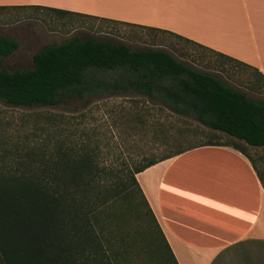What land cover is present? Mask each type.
Masks as SVG:
<instances>
[{"label": "trees", "instance_id": "obj_1", "mask_svg": "<svg viewBox=\"0 0 264 264\" xmlns=\"http://www.w3.org/2000/svg\"><path fill=\"white\" fill-rule=\"evenodd\" d=\"M32 8L47 11L57 20L91 18L146 30L156 37L169 35L217 57L222 72L230 63L264 81L259 69L167 30ZM18 48L16 40L0 34V57H9ZM33 60L30 70L0 69V101L23 108H57L74 101L88 107L107 95H137L139 100L130 109L138 110L137 119L143 124L155 118L156 110L194 119L247 147L264 148V100L235 89L217 73L199 70L167 49L135 50L124 43L74 37L44 47ZM61 123V115L52 113L46 117L41 144L0 149V264H125L127 250L121 253L116 247L114 230L124 200L131 209L137 206L133 189L156 229L154 242L165 247L163 257L178 264L136 176L196 147H234L251 160L264 186L249 152L235 143L177 149L160 159L129 166L121 174L111 170L107 178L93 149L72 144L69 137L61 139Z\"/></svg>", "mask_w": 264, "mask_h": 264}, {"label": "crops", "instance_id": "obj_2", "mask_svg": "<svg viewBox=\"0 0 264 264\" xmlns=\"http://www.w3.org/2000/svg\"><path fill=\"white\" fill-rule=\"evenodd\" d=\"M0 7L163 29L264 73V0H0ZM136 178L178 264H264V186L246 155L196 147Z\"/></svg>", "mask_w": 264, "mask_h": 264}, {"label": "rangeland", "instance_id": "obj_3", "mask_svg": "<svg viewBox=\"0 0 264 264\" xmlns=\"http://www.w3.org/2000/svg\"><path fill=\"white\" fill-rule=\"evenodd\" d=\"M0 34L19 43L13 55L0 57V69L3 70L33 69V57L44 47L62 44L74 37L83 40L93 37L124 43L135 50L147 47L167 49L199 70L217 73L235 89L264 100V81H257L256 76L230 63L222 72L217 67V57L169 35L156 37L146 30L91 18L57 20L47 11L33 9L0 10ZM107 96L103 100H95L88 107L85 103L74 101L57 108H23L0 101V149L11 151L17 147L21 149L41 144L45 139L46 117L55 113L62 117L61 139L69 137L72 144H84L93 149L98 154L100 165L107 171V178L111 177V170L121 174L129 166L160 159L177 149L206 143H235L249 152L264 179V148L247 147L234 137L212 130L194 119L174 117L156 110H153L155 118H149L143 124L137 119L138 110L130 109L139 100L137 95ZM129 114L132 116L128 117ZM133 191V201L137 206L131 209L124 200L121 219L114 230L116 247L121 253L127 250L122 262L173 264L169 258L163 257L165 247L154 242L156 229L146 214L139 192Z\"/></svg>", "mask_w": 264, "mask_h": 264}]
</instances>
